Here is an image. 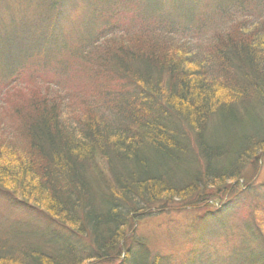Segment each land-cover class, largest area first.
<instances>
[{"label":"trees","instance_id":"1","mask_svg":"<svg viewBox=\"0 0 264 264\" xmlns=\"http://www.w3.org/2000/svg\"><path fill=\"white\" fill-rule=\"evenodd\" d=\"M7 1L17 6L15 17L27 9L37 17L15 18L9 30L2 18L9 9L0 10L2 56L14 46L20 56L19 61L7 60L11 66L0 74L11 75L10 84L30 65L40 72L58 59L60 72L76 75L80 64V77L91 81L81 100L102 113L96 116L87 109L71 119L61 116L58 104L63 99L40 81L31 97L4 113L18 122L20 137L3 140L0 133V194L45 219L0 229V264H87L101 259L110 264H214L208 256L177 253L171 260L163 252L151 254L133 227L155 203L166 212L171 204L188 201L194 204L196 222L208 219L215 226L236 202H249L241 198L238 183L224 202L206 186L239 180L248 185L244 168L255 164L257 169L258 156L264 153V30L258 34L264 0H142L143 9L136 0H125L126 6L124 0L0 4ZM207 6L212 29L194 20L195 14L203 18ZM162 9L170 13L164 16ZM68 15L88 27H80V36L89 32L92 41L105 36L101 30L112 31L124 21L134 33L106 38L107 43L90 49L95 55L82 57L58 37ZM22 19L27 27L18 24ZM177 19L193 23L205 36L193 45L180 39L177 30L167 27ZM250 21L256 23L251 29ZM36 23L37 35L30 34ZM202 50L204 62L196 53H186L202 55ZM36 55L45 58L43 63L34 62ZM42 86L47 88L45 97L39 94ZM72 103L64 102L71 110ZM258 208L264 225V199ZM257 227L226 264H264V246L254 242L262 231Z\"/></svg>","mask_w":264,"mask_h":264},{"label":"rangeland","instance_id":"2","mask_svg":"<svg viewBox=\"0 0 264 264\" xmlns=\"http://www.w3.org/2000/svg\"><path fill=\"white\" fill-rule=\"evenodd\" d=\"M136 1L138 2L140 9H143L144 6H142V0ZM123 5L126 6L125 0ZM203 6V2H200V6L198 7L202 8ZM3 7L4 9H9V14L2 16L5 27H7L9 30L13 28L15 18L20 19L21 17H28L32 20L34 17L35 19L37 17L34 13V10L32 12L30 9H27L25 14H21L20 17H15L14 15L18 12V8H16L17 6H15L12 1L2 2L0 4V10H2ZM169 8L171 9L172 6ZM203 9H205L203 12L204 14H202L203 18H200V14H195L194 20L200 24H203L208 29L214 28L213 21L211 22L209 16L207 18V13H209L210 8L207 6V8L204 7ZM161 12H164V16L167 12L170 13V11H167L166 9L160 10V13ZM13 13L14 15H12ZM139 13L140 10L135 12V14ZM178 21L179 22L175 23L173 26L169 25L167 27L177 30L179 33L176 35L180 37V39H188L190 44L193 45L197 43L198 40L196 39L200 40L203 36H205V34L201 32L200 28L192 27L193 23H187L182 20ZM251 21L250 25L248 26L249 29H251V27L253 28V25L256 24H252ZM96 23L98 22L94 21V24ZM18 24L22 25L23 27H27L28 25V23H24V19L20 20ZM32 24L33 21H31V25ZM80 27L81 30L88 29V27H85L84 25L81 26V24L77 23L73 17L68 15L67 18L62 22L61 29L63 31L58 37L67 39L69 48H77L80 51L82 57H84V55L86 56L87 53L90 56L95 55L96 52L90 49H94L97 45L98 47H101L104 43H107L106 38L113 36L116 40H118L123 39L122 37H125L121 36L120 33H134V28L130 22L124 21L120 22V24L112 31L106 29L101 30L103 33H105V36H100L97 40L92 41L89 40L88 36H86L89 32H85L83 36H80ZM38 28V24L36 23V25L29 27L28 32L30 34H36ZM221 30L223 29L221 28ZM263 30L264 24L261 26L258 34H260V32ZM19 32H21V30ZM91 33L95 34L96 31L92 29ZM73 40H75V43L71 42ZM16 41L18 40H14V42ZM13 45H16V43ZM17 50V47L14 46L11 50L4 52L5 55L3 56L0 51V69H8L11 66V63L6 61L12 57H18L17 61H19L20 56H17L19 55ZM192 52L196 53L198 58H202L203 62L206 60L207 55L205 52H203V50L201 51L202 55L200 54V51H191L186 53L191 57ZM33 60L35 63H43L45 58L41 56L38 57V55H36ZM77 63L78 60L77 62H74L73 65H76ZM54 64L55 65L51 66L47 64V68L40 72L35 70L36 66L30 65L31 69L30 67H27L20 73L19 80L10 84L7 82V79H11V75L6 73L0 74V115L3 114V116L0 118V133L4 137L3 140L9 139L10 141H14L15 137H20L17 128L19 127L18 122L15 121L13 117L8 118L7 114L4 113L6 111H10L13 108V105L19 104L23 102L24 99L31 97V91L39 87L37 81L48 84V87H51L54 90L50 94L55 95L56 92L55 96H59V98L63 99L64 102L70 100L73 102L71 106L72 110L69 109L64 104V102H62V105L58 104V109L61 110V116L64 115L68 119H71V116H82L78 113H83V110L88 111L87 109H89L91 113H94V115L101 116L100 114L102 111L98 107L84 104L89 101L81 100L88 94V90L86 89H88L91 84L89 77H80L79 72L81 70V65L79 64L78 73L74 75L75 72L71 74L60 72V61L58 59L54 61ZM44 72L46 73L45 75ZM14 84H17V89H14ZM46 89V86H42L41 92L39 93L42 96L40 97L47 96ZM38 91L39 89L37 92ZM16 96L22 100L18 103L10 104L11 101L13 102L17 100ZM36 97L37 96H35V98ZM49 102L50 100L48 99V103ZM15 115L18 117L17 114ZM68 121L72 125V121ZM258 159L259 162L257 164V169L254 168L255 164L253 167L249 164L244 168L243 173L246 175L245 182L249 181L248 185H244V182L239 180L227 182L225 183L226 186L224 187H221L222 185L206 186L207 190H209L213 196L223 197L224 199L222 201L224 202L228 197V194L233 191V186L238 183L239 185H242L241 198L243 201H245L243 198L244 196L247 198V200H249L246 205L241 201L236 202L233 208L225 212L222 221H220L221 224L219 223L220 225L218 224L214 226L208 219H205L204 224L196 222L195 220H197V217L194 214L196 211L194 204L190 205L188 201H185V203L171 204L169 206V210L166 212L164 208L161 207V203H155L151 210H147L145 213L135 219V224L133 227L135 237H138V240L140 238L141 241L148 245L151 254L157 253V251L163 252L168 255L171 260H175L177 253L181 254L182 256L186 254L187 256L194 258L208 256L211 261H214V264H217L218 261H222L223 264H226V259H231L230 255H232V252L240 244L241 240L249 235L250 230H258L257 225L260 229H262V231L260 234L256 233L254 242L258 243V247L264 246V225L259 217H257L259 213L255 211V206L257 208H262V199H264V153H260ZM100 164H104L103 160L100 161ZM255 171L256 174L251 176ZM251 178L252 180H250ZM220 204H222V202H217V205ZM44 219V215L39 213L28 214V212L25 211V207L6 201L5 198L0 194V229L15 227L18 224L28 227V222L31 220L43 221ZM247 222H250L249 227L247 226ZM186 229L192 230H190L191 232L189 231V234H185ZM201 230L203 231L199 232ZM165 234L169 235L164 236ZM172 240L178 242V244H170L169 241ZM86 263L110 264V262L105 259L87 260Z\"/></svg>","mask_w":264,"mask_h":264}]
</instances>
